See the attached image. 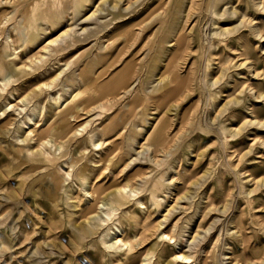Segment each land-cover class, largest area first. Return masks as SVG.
I'll return each instance as SVG.
<instances>
[{
	"label": "rangeland",
	"instance_id": "1",
	"mask_svg": "<svg viewBox=\"0 0 264 264\" xmlns=\"http://www.w3.org/2000/svg\"><path fill=\"white\" fill-rule=\"evenodd\" d=\"M34 1L3 0L6 4L0 9V57L4 55L2 49L9 32L16 42L17 34L26 31L21 13ZM106 1L101 4L94 0L81 17L90 16L97 8L103 11L102 15H107L117 0ZM141 1L154 4V7L159 0ZM216 1L194 0L197 4L190 14L192 0H163L166 5L173 2L171 17L163 30L159 31L157 27L150 30L151 36L160 33L161 38L171 40L169 29L173 26L182 30L191 41L192 59L186 58L190 53L185 50L168 73L185 77L186 63H189L188 67L198 65L200 68L198 91L183 103L174 105L164 99L161 92L167 82L161 76L169 52L173 50L168 44L164 46V52L156 49L151 54V57L156 56L158 51L161 59L155 67L152 65L153 72L144 76L136 89L141 91L139 98L150 99L149 104L127 107L136 92L115 105L107 99L99 102L94 96V104L88 109L90 113L73 124L79 127L93 120L82 137L71 144L55 141L53 135L58 124L54 123L60 109L49 97L61 95L63 102L71 100L79 85L66 87L63 77L73 71L78 62L99 56L101 47L110 48L107 40L90 41L79 50L67 53L60 63H52L50 73L40 80L24 85L26 78L15 77L18 82L0 92V264H118L115 258L105 257L99 249H102L103 240L112 244L117 235L121 237V230L114 226L118 218L128 212L137 217L140 227L146 226L148 230L146 248L137 249L133 264H142L149 250H153L150 264L158 263L161 252L164 257L160 264H175L173 258L178 253L191 254L192 264H264V100L259 103L256 99L258 92L264 95V38L259 41L256 36L259 32L260 37H264V0H243L240 4L236 0H224L214 10ZM118 7L123 10L125 3ZM214 12L219 17L230 15L231 18L224 24H217ZM102 18L97 15L87 26L70 27L73 23L67 15L58 31H51L45 22H40L39 29H47L48 33L47 37L42 35L38 43L57 38L61 29L71 28L74 37L82 27L96 29L97 23L110 20V17ZM225 28L236 29L234 36L240 34L246 55L238 59L235 57L238 53L226 50L222 54L221 46L211 49L212 40ZM14 48L18 49L19 44L16 43ZM38 51L36 47L30 52L18 49L19 59L7 61L15 62L14 70L18 72L23 63L30 65L29 58ZM210 55L216 61L209 64ZM242 63L246 64L239 68ZM61 72L55 84L59 87L50 95L38 97L37 87L49 83ZM138 84L139 81L134 88ZM249 85L255 90L253 94L247 90ZM29 116L32 121L27 120ZM112 119L119 128L101 141H106L102 149L94 153L92 146L85 143V152L79 143L92 131L108 126ZM7 122L9 126H5ZM122 123L128 124L120 126ZM49 125L51 130L41 142L36 135L29 136L32 130L42 134ZM161 130L166 141L162 146H156L155 140ZM60 146L62 150H58ZM18 147L29 151L24 154L25 158L37 152L52 156L56 149L58 157L66 154V158L60 159L57 166L55 163L48 173L39 171L24 175L26 168L18 167L22 162L12 154ZM114 149L120 156V164L117 167L113 166L115 161L107 164L108 170L98 181L102 166L96 168L99 172L89 174L91 185L108 189L110 194L116 188L124 187L130 175H143L130 181V185L140 189L137 199L145 204L144 210L132 202L109 224L112 232L105 226L98 235L78 239L77 230L86 227L81 213L89 207L90 199L88 201L77 185L74 186L72 177L66 176L69 169L64 163L85 152L83 163L93 169L100 166L96 165L100 156ZM53 176L63 178L64 186L55 200H49L41 196V192L42 186ZM89 188L90 182H86L83 189L89 192ZM152 190L156 191L152 193ZM76 198L83 202L79 203ZM98 213L99 219L103 217L100 211ZM160 224L163 226L159 229ZM123 230L129 231L128 228ZM161 233L172 235L175 240L160 243Z\"/></svg>",
	"mask_w": 264,
	"mask_h": 264
},
{
	"label": "bare ground",
	"instance_id": "2",
	"mask_svg": "<svg viewBox=\"0 0 264 264\" xmlns=\"http://www.w3.org/2000/svg\"><path fill=\"white\" fill-rule=\"evenodd\" d=\"M99 1L102 4L104 0ZM108 1L109 0H107L106 3ZM223 1L224 0H217L214 10H216ZM93 2L94 0H35L30 5L26 6L24 10H22L23 13H21L22 21L26 26V31L17 34L16 42H14L11 32H9V34L7 33V39L2 49L4 55L0 57V80L2 85V88L0 87V92L3 93L12 84L18 82V80H15V77L19 78L23 76L26 78L23 83L24 85L46 77V75L50 73V69L53 68V66H51L52 63H60L61 58L66 56L67 53L79 50L90 41L101 43L103 40H107L106 43H110V48H100L99 56L93 57L89 60L85 58V61L78 62L75 65L76 68L63 77V84H66V87L74 88L79 85L78 89L73 92L71 100L63 102L61 95H58L57 97H49L50 102H52L54 106H58L60 109V112L56 116V122L54 123L58 124V127L53 136L55 141H66L67 144H71L82 137L86 129L92 125L93 120L88 121L84 126L75 127L73 124H77L83 116L90 113L88 109L94 104V96L97 97L99 102L107 99L111 105H115L120 99L136 92L133 102L127 107H138L150 103V99L146 97H144L145 100L139 98V93L141 91L136 89L139 87L140 81L144 76H149V73L153 72L154 68L152 65L154 64L155 67L156 63L160 61L161 57L159 56L158 51L156 56L151 57V54L155 53L156 49L164 52V46L168 44H171L173 48V50H170L169 52L170 57L166 60L165 71L161 76L167 81L161 89L164 99L177 105L190 98L199 88L197 81L198 76L201 74V70L198 65L188 67L189 63H186L188 68L186 67L187 75L185 77H181L179 74L171 76V73L168 75L172 70L171 67L179 60V55L185 50L190 53L186 58L192 59L191 54L193 53L191 50V41L188 36L179 28L177 29L173 26L169 29L170 34H172L171 40L165 37L161 38L159 36L160 33L152 36L150 35L152 27H157L158 30L161 31L166 26L168 19L171 17L170 9L173 2L166 5L163 0H159L158 4L153 7L154 4H145L143 1L137 6L139 0L136 2H133V0H117L112 9L108 11L107 15H102L103 11L97 8V10L90 16L81 17ZM240 2H243V0H236L237 4H240ZM123 3H125V8L122 10L118 6ZM191 3L192 5L189 9L190 14L195 10V5L197 4H194V0H192ZM4 4L6 3L3 2V0H0V9ZM165 5L166 7L164 9ZM211 7L212 6L208 9L209 13ZM237 14L238 13H236V15ZM67 15H70V21L73 23L70 27H73V25L77 26L78 24V26H87L88 24H91L93 18L97 17V15L103 17V20L110 17V20L105 23H97L96 29L82 27L79 32L75 33L74 37L71 36V28L68 30L61 29L59 32L60 35L57 38H48L39 44L38 42L41 41V36L43 35L47 37L48 33L47 29H39V23L45 22L46 25L50 27L49 30L58 31L63 25V21ZM214 16L218 18V22H216L217 24H220V22H223L222 24H224L226 20L231 18L230 15L219 17L216 12L213 13V17ZM189 20H192V18ZM172 21H174V19ZM250 23H253V20H251ZM235 31L236 29H223L218 35L219 37L212 40L211 49L215 50L221 46L220 52L222 54H225L226 50L232 54L238 53L236 54L237 56L235 55L238 59L246 55V47L241 40L243 38L240 37V34L234 36L236 33ZM256 36L259 38V41H263L264 37H260L259 32H256ZM16 43L19 44L18 49H22V52H30L34 47L39 50L37 54L29 58L30 65L23 63L18 72L14 70L16 65L15 62L8 63L7 61L19 59L20 56L19 53H17L18 49L14 48ZM142 56L144 57L142 58ZM212 57L213 55L209 56V64L216 61V59H211ZM149 60L151 62H148ZM233 60H229V62ZM209 64L207 71L209 70ZM220 64L221 63L219 62V65ZM245 64L246 63L240 64L239 68H242ZM67 66L68 64H66V67ZM97 66H99L98 69H96ZM62 73L63 72H61L55 79H52L49 83H43L38 86V97L42 95H50L51 92L57 89L59 86H55V84ZM253 73H256V71ZM164 75H166V78ZM256 77L257 74L254 78L256 79ZM138 81L139 84L134 88ZM247 90L252 94L255 91L250 85L247 87ZM63 92L65 93L66 91ZM258 93L259 97L256 99L261 103V100H264V95L262 92ZM216 98L217 97L212 99V101H215ZM236 104H239V102L236 101ZM225 108H227V105ZM27 120L32 121V118L29 116L27 117ZM22 124L26 125L24 122ZM127 124L122 123L120 126ZM249 124L256 125L257 127L263 126L262 123L256 124L255 122H249ZM9 125V122L5 124V126ZM36 125L37 123L34 124V126ZM118 128L119 125L115 124V121L112 119L108 126L103 127L99 131H92L88 138L79 144L85 152V143H89L92 146L94 153L99 152L106 143V141L103 143H101V141L113 134ZM50 130L51 126L49 125L42 134H38L37 131L32 130L29 132V136L36 135L38 137L37 140L41 142L42 137L48 134ZM223 132L224 131H222V134ZM98 137H100L99 141H96ZM165 141L166 137L163 134V130H161L157 135L155 145L162 146L165 144ZM111 144L112 142H110V145ZM58 150H62V147L60 146ZM85 152L80 157L74 159L71 158L64 163L69 169L66 176L68 178L72 177V179L75 180L74 186L77 185L80 193H83L84 197L88 198V201L90 199L89 207L81 213V218L84 220L86 227L83 226L77 230L78 234L76 237L78 239H83L86 236L92 237L98 235L103 227H110L109 224L113 223L116 216H118V212L124 207L129 206L132 202L136 203L141 210H144L143 207L145 205L142 200L137 199L140 195V189L133 188L130 185V181L143 176L138 173L130 175L127 179L128 182L124 187L116 188L110 194H108V189H104L101 186L97 187L96 185H91L92 180H90L89 174L99 172L96 168L102 166V169H100L102 173L99 174L96 179V181H98L99 177L103 176V174H105L104 172L108 170V168H106L107 164L113 163L114 161L116 162L113 164L114 167H117L120 164L121 159L115 149L110 150L109 153L104 154V156H100L96 163V165L100 166L94 167L93 169L83 163L86 160ZM12 154H14L15 159L22 162L18 167L24 166L26 168L23 172L24 175L31 173L37 174L39 171L48 173L53 166H55V163L57 166L60 159L62 160L66 158V154L58 157L60 155H56L57 149L53 152L52 156H46L42 152H37L31 154V157L25 158L24 154H29V151H25L24 148L20 147L16 148ZM160 176L163 178L165 174ZM62 180L57 176L49 178L42 186L44 189H42L41 196H46L49 200H55L56 194L64 186V181ZM86 182H90L89 192L83 189ZM155 191L156 190H152L151 192L153 193ZM76 200H78L79 203L83 202L81 198H76ZM154 206L156 209H159L160 207L157 203H155ZM98 211L103 214V217H100V219ZM162 226L163 224H160L159 229ZM114 227L118 231L121 230V237L117 235L115 238L116 242L112 244H108L107 241L103 240L101 242L102 249L100 248L99 250L105 255V257H112V259L115 258L118 264H133V255L137 253V249L142 248L141 250H145L146 248L148 242L147 227H140L137 217L129 212L119 217ZM124 228H128L129 231H124ZM112 231V228H108V232ZM167 240L171 242L175 240V238L166 233H161L159 235L160 243H165ZM195 240L196 238H194L193 241ZM119 245L121 247H119ZM152 251L153 250H149L145 253V258L142 261V264L151 263L153 255ZM107 253L109 255H107ZM163 257L164 253L161 252L158 256L157 264H160ZM192 258L191 254L178 253L174 255L173 262L175 264H192L190 263Z\"/></svg>",
	"mask_w": 264,
	"mask_h": 264
}]
</instances>
